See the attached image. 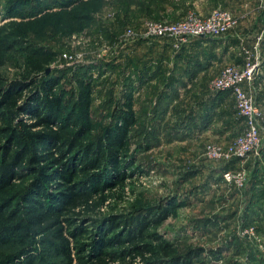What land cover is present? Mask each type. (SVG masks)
I'll return each mask as SVG.
<instances>
[{
  "label": "trees",
  "instance_id": "16d2710c",
  "mask_svg": "<svg viewBox=\"0 0 264 264\" xmlns=\"http://www.w3.org/2000/svg\"><path fill=\"white\" fill-rule=\"evenodd\" d=\"M54 1L53 7L61 12L100 3ZM126 3L123 0L122 5ZM2 32L0 67L15 54L23 59L27 76L0 86V264H193L199 249L178 252L158 231L170 217L168 204L118 208L126 181L142 173L136 153L146 154L164 140L169 142L183 124L179 117L172 126L161 125L169 109L166 100L176 97L173 74L168 89L158 92L151 106L144 103L137 111L135 92L151 79L138 66L139 59H130L135 76L123 85L125 102L114 109L109 123L98 125L93 119L91 78L77 77L73 87H61L65 74L44 69L55 52L17 33L8 37ZM158 69L162 71L157 78L165 75ZM213 108H207L204 125ZM186 112L193 123L192 110ZM174 113L180 116V110ZM96 129L100 131L95 133ZM262 146L260 158L249 164L251 205L264 198ZM238 164L233 159L216 173L221 178L223 171Z\"/></svg>",
  "mask_w": 264,
  "mask_h": 264
},
{
  "label": "rangeland",
  "instance_id": "374dc122",
  "mask_svg": "<svg viewBox=\"0 0 264 264\" xmlns=\"http://www.w3.org/2000/svg\"><path fill=\"white\" fill-rule=\"evenodd\" d=\"M17 1L0 0V30L4 29L1 35L11 37L17 33L55 52V56L44 63V69L65 74L61 87H73L72 81L77 77L91 78L93 110L96 111L93 119L98 125L109 123L114 109L125 102L127 91L124 92L123 85H127L126 79L130 77L134 81L135 75L129 69L133 64L129 61L138 57L128 54L131 51L146 54V50L148 52L153 47L161 51L169 43L155 38L124 40L122 36L128 30L141 32L147 21L176 22L182 16L172 18L168 9L186 6V0H128L127 5H122L123 0H99L95 6L88 4L82 9L76 6L73 9L76 14L71 15L73 11L61 12L53 7L56 6L54 0ZM153 41L155 43L152 44ZM11 56L0 67V86L27 76L23 59L15 54ZM163 71L165 75L154 81L151 79L140 87L141 92H135L134 108L137 111L144 103L151 106L158 92L168 89L172 71ZM182 94L180 89H176V97L166 100L169 101V109L163 120L167 118V122L162 121L161 125L172 126L179 122L180 116L174 112L180 110L181 101H185ZM233 125L230 139H225L229 142L243 129V123L238 119L233 121ZM261 125L264 145V123ZM99 131L96 129L95 133ZM222 142L206 137L195 138L189 144L176 141L168 146L164 140L146 154L136 153L142 173L126 181L124 199L118 208L127 210L134 203L168 204L170 217L158 231L176 245L178 252L199 249L201 254L193 259V264H251L253 260L256 264H264V257L258 254L253 243L241 235L244 229L253 228L264 240V198L251 205L254 201L250 204V175L245 190L231 189L216 173L223 165L210 162L203 156L205 145ZM135 143L133 141L132 144ZM131 147L133 150L134 145ZM251 159L252 156L243 167L250 164ZM262 170L264 177V166ZM246 171L249 172L248 169ZM249 206L251 210L248 212Z\"/></svg>",
  "mask_w": 264,
  "mask_h": 264
},
{
  "label": "crops",
  "instance_id": "0c3cea01",
  "mask_svg": "<svg viewBox=\"0 0 264 264\" xmlns=\"http://www.w3.org/2000/svg\"><path fill=\"white\" fill-rule=\"evenodd\" d=\"M185 4L184 8L168 9L170 17H183L187 12H196L195 14L205 18L212 10L219 8L229 11L238 20L237 25L223 37L204 36L191 39L179 55L175 54L176 50L171 49L170 42L161 51L153 47L148 52L146 50V54L131 51L128 55L138 57V66L143 67L144 73L152 81L157 79L156 73L162 71L158 66L172 71L175 79L172 87L184 93L181 96H184L185 101H181L180 109L183 124L170 135L168 146L176 141L189 144L195 138L206 137L223 140V145H226L229 140L225 139H230L233 133V121L238 119L234 102L231 96L218 97V93H209V83L224 66L242 64L241 48H251L263 30L264 0H186ZM259 50L261 65L253 83V96L264 123V35L259 42ZM211 105L214 108L209 113L210 120L204 125L207 108ZM185 110H192L193 123L188 119L189 116L186 117L188 113H184ZM164 121L167 122V118ZM261 163L264 166V160ZM244 168L251 170L249 164Z\"/></svg>",
  "mask_w": 264,
  "mask_h": 264
},
{
  "label": "built area",
  "instance_id": "2783aa9c",
  "mask_svg": "<svg viewBox=\"0 0 264 264\" xmlns=\"http://www.w3.org/2000/svg\"><path fill=\"white\" fill-rule=\"evenodd\" d=\"M237 22L238 20L229 11L217 8L205 18L190 12L176 22L147 21L144 30L141 32L128 30L122 38L124 40L161 39L170 42L172 49L179 50L194 38L223 37L236 27ZM263 35L264 27L251 48H241L242 64L224 66L209 83L211 92L230 93L236 115L243 123V129L226 145L217 143L205 145L203 156L210 162L221 164L233 159L239 160L238 168L221 173L222 182L236 191L245 190L248 183L249 173L243 167L244 162L250 156L259 159L262 147V116L253 96V83L261 65L259 42ZM241 235L247 237L258 254L264 257V240L253 228L244 229Z\"/></svg>",
  "mask_w": 264,
  "mask_h": 264
},
{
  "label": "water",
  "instance_id": "95a60500",
  "mask_svg": "<svg viewBox=\"0 0 264 264\" xmlns=\"http://www.w3.org/2000/svg\"><path fill=\"white\" fill-rule=\"evenodd\" d=\"M48 71H49V70L47 69V70H46V73H47Z\"/></svg>",
  "mask_w": 264,
  "mask_h": 264
}]
</instances>
